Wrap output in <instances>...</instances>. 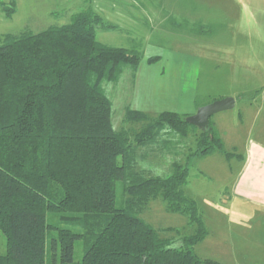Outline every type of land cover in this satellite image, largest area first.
<instances>
[{"label": "trees", "instance_id": "obj_1", "mask_svg": "<svg viewBox=\"0 0 264 264\" xmlns=\"http://www.w3.org/2000/svg\"><path fill=\"white\" fill-rule=\"evenodd\" d=\"M0 6L8 18L16 13L14 1ZM98 27L112 25L89 10L37 33L0 34V264H220L194 249L208 229L184 186L192 158L233 154L211 119L200 130L188 115L127 108L126 120L142 125L133 138L116 130L104 83L117 82L127 65L135 72L141 56L100 42ZM191 128L199 131L185 164L174 162L165 177L138 168L140 147L165 129L186 137ZM158 197L168 212L187 216L194 232L165 238L142 218ZM79 242L83 255L75 262Z\"/></svg>", "mask_w": 264, "mask_h": 264}, {"label": "rangeland", "instance_id": "obj_2", "mask_svg": "<svg viewBox=\"0 0 264 264\" xmlns=\"http://www.w3.org/2000/svg\"><path fill=\"white\" fill-rule=\"evenodd\" d=\"M14 1L13 17H6L0 9V34L37 33L93 10L112 25L97 28L100 42L140 54L135 72L127 65L117 82L104 83L112 101L113 126L129 130L131 138L142 123L127 121L126 109L144 111L147 96L153 97L159 89L168 93L167 100L173 104L189 95H194L197 106L225 95L236 97V106L211 117L216 133L225 139V150L233 154L231 158L216 152L190 161L184 189L197 201L209 230V236L194 249L201 259L220 264H264V211L228 197L242 165L245 142L264 136V23L257 47L251 35L256 16L251 0ZM179 114L189 117L188 113ZM197 130L191 128L188 136L181 137L165 129L153 144L138 149V154L145 156L143 160L138 157V168L151 176L170 175L174 162L186 163ZM123 193V184L118 182L117 207L123 204ZM48 217L50 223L57 224V215ZM141 217L165 238L175 240L194 232L188 217L168 212L161 197L152 200ZM5 252L6 237L0 231V254ZM82 255L79 242L75 262L81 261Z\"/></svg>", "mask_w": 264, "mask_h": 264}, {"label": "crops", "instance_id": "obj_3", "mask_svg": "<svg viewBox=\"0 0 264 264\" xmlns=\"http://www.w3.org/2000/svg\"><path fill=\"white\" fill-rule=\"evenodd\" d=\"M2 1L8 3V1L10 0H0V2ZM14 2L16 3V1ZM250 4L251 7L254 9L253 13L256 15L255 18L253 17V30L251 32V35L256 38L254 41V45L258 47L262 37L261 24L264 23V0H251ZM1 12L4 14L2 9ZM178 12H179L178 9L177 11L175 10V13L178 14ZM206 26L209 27V24ZM210 46L212 45L210 44ZM215 47L218 48L217 46ZM167 94L168 93L163 89L162 90L159 89V93L153 95V97L149 98V96H147L146 107L142 109L144 110L142 112L152 115V114H156L158 111H160L159 113L170 111L178 114L188 113L190 116L196 114L198 108L206 104V103H202L197 106L196 101L193 99L194 95L187 96L186 98L183 99L182 102H178L177 100V103L173 104L172 101L167 100ZM225 96L228 97L230 95H225ZM225 96L221 98H226ZM232 97L235 99L234 106H236L237 99L234 96ZM182 108L184 110H189V111L188 112L181 111ZM220 136L224 143L225 142L224 137H222V135ZM233 148H238V147L237 145H234ZM243 149H244L243 151L244 158L242 160V165L234 178V183L231 188V191L229 192L230 195L228 197L230 198L232 197L235 200L239 199L242 203L245 202L246 204L251 205L254 210L260 208L264 211V136L263 138L260 137V139L257 137L248 139L245 142ZM139 156L142 160L145 158L143 154H140ZM230 158L231 157H229V159ZM141 169L142 168L140 167V170ZM207 236H209V230Z\"/></svg>", "mask_w": 264, "mask_h": 264}, {"label": "water", "instance_id": "obj_4", "mask_svg": "<svg viewBox=\"0 0 264 264\" xmlns=\"http://www.w3.org/2000/svg\"><path fill=\"white\" fill-rule=\"evenodd\" d=\"M235 99L233 97H226L216 100L208 105L198 108L196 114L187 117V121L201 130L209 128L210 118L221 111L233 108Z\"/></svg>", "mask_w": 264, "mask_h": 264}]
</instances>
